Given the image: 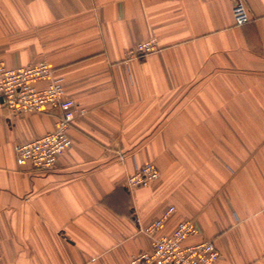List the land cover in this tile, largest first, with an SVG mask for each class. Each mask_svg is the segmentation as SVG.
<instances>
[{"label": "crops", "instance_id": "0c3cea01", "mask_svg": "<svg viewBox=\"0 0 264 264\" xmlns=\"http://www.w3.org/2000/svg\"><path fill=\"white\" fill-rule=\"evenodd\" d=\"M0 60L48 62L79 110L44 172L15 146L53 131L58 112L0 104V264H131L171 207L156 236L193 220L186 243L264 264V0H0ZM148 163L159 179L128 188Z\"/></svg>", "mask_w": 264, "mask_h": 264}, {"label": "built area", "instance_id": "2783aa9c", "mask_svg": "<svg viewBox=\"0 0 264 264\" xmlns=\"http://www.w3.org/2000/svg\"><path fill=\"white\" fill-rule=\"evenodd\" d=\"M251 20L242 1L234 8L237 26ZM155 50L153 41L140 43L126 52L128 58L145 57ZM42 82L46 85L40 86ZM0 104L14 114L58 112L56 127L34 140L15 146L17 163L31 165L35 170L51 171L57 160L68 148L72 140L69 129L78 115V105L68 97L63 80L55 75L54 69L46 61L38 64L9 68L0 60ZM160 177V171L153 163L137 167L127 179L130 189L147 187ZM174 211L171 207L165 214L143 231L153 237L150 251H142L131 257V264H220V253L211 239H202L196 244L186 240L200 235L193 220L180 222L170 235L156 236V231Z\"/></svg>", "mask_w": 264, "mask_h": 264}]
</instances>
